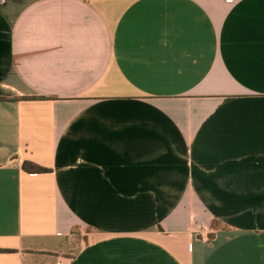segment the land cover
Listing matches in <instances>:
<instances>
[{"label": "crops", "instance_id": "1", "mask_svg": "<svg viewBox=\"0 0 264 264\" xmlns=\"http://www.w3.org/2000/svg\"><path fill=\"white\" fill-rule=\"evenodd\" d=\"M0 98V264H264V0H0Z\"/></svg>", "mask_w": 264, "mask_h": 264}, {"label": "trees", "instance_id": "2", "mask_svg": "<svg viewBox=\"0 0 264 264\" xmlns=\"http://www.w3.org/2000/svg\"><path fill=\"white\" fill-rule=\"evenodd\" d=\"M6 100L7 99H5V98H0V101H6ZM12 100H15V99H12ZM22 169L25 172L32 173V174H42V173L48 172V169L42 168V167L37 166V165L30 163V162H24ZM0 252H2V251L0 250Z\"/></svg>", "mask_w": 264, "mask_h": 264}]
</instances>
